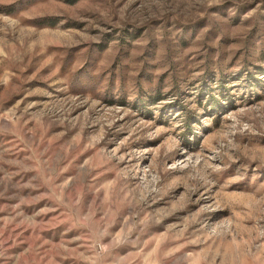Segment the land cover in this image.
I'll return each instance as SVG.
<instances>
[{
    "label": "rangeland",
    "instance_id": "1",
    "mask_svg": "<svg viewBox=\"0 0 264 264\" xmlns=\"http://www.w3.org/2000/svg\"><path fill=\"white\" fill-rule=\"evenodd\" d=\"M0 264H264V0H0Z\"/></svg>",
    "mask_w": 264,
    "mask_h": 264
}]
</instances>
